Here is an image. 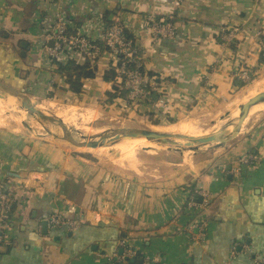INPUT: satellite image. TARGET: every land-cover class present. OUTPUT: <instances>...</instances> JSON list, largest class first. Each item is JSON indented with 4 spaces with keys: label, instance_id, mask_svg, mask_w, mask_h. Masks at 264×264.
Listing matches in <instances>:
<instances>
[{
    "label": "crops",
    "instance_id": "crops-1",
    "mask_svg": "<svg viewBox=\"0 0 264 264\" xmlns=\"http://www.w3.org/2000/svg\"><path fill=\"white\" fill-rule=\"evenodd\" d=\"M151 15L172 18L174 37L153 39L146 28ZM58 17L73 35L84 30L94 42H102L106 22L128 30L145 70L160 82L156 96L136 108L119 98L108 102L112 82L103 76L114 66L108 51L96 61L95 76L82 80L81 93L70 92L43 44ZM232 28L234 38L225 42ZM262 31L264 0H0V82L37 98L105 102L162 126L222 103L245 84L242 71L264 72ZM72 60L85 62L79 54ZM247 155L257 162L242 163ZM117 171L0 132V178L27 187L12 206L0 264H264V117L179 179L146 181ZM53 214L81 225L52 228L46 220ZM198 223L205 236L195 243ZM121 241L135 255L117 262Z\"/></svg>",
    "mask_w": 264,
    "mask_h": 264
},
{
    "label": "built area",
    "instance_id": "built-area-1",
    "mask_svg": "<svg viewBox=\"0 0 264 264\" xmlns=\"http://www.w3.org/2000/svg\"><path fill=\"white\" fill-rule=\"evenodd\" d=\"M67 28H69L68 23L62 17H58L54 24L45 29L43 33V44L53 43L52 47H46V60L50 66H55L56 62L65 64L72 60L76 54L81 55L84 59L93 60L99 58L102 53L100 46L91 41L84 30L81 34L70 35ZM122 28L120 25L113 24L104 33L102 41L113 57L114 83L120 91L126 92V96L123 99L125 105L136 108L149 101L151 95L159 90L160 82L155 75H149L145 70L140 47L135 40H127L123 36ZM146 28L150 36L156 40L171 39L176 33L173 23L164 19H156L152 15L147 18ZM236 31V28L228 31L224 36V41H232ZM260 35L264 36V31ZM261 47L264 52V41ZM139 51L140 55H138ZM239 77L242 80H247L248 73L242 71ZM82 87H84L83 83ZM241 162L253 165L257 162V159L253 155H247L241 159ZM25 188H27L25 183L14 187L10 182L0 178V243L6 241L4 230L9 223L12 206L19 197L20 191H24ZM196 194L205 196L202 191H198ZM192 204L194 202L190 205ZM46 222L52 228L65 227L68 230H75L81 225L80 220L64 218L60 214L51 215ZM203 225L198 223L192 227L193 229H200L199 232L193 235V242L197 243L203 240L205 236ZM120 245L122 253L120 256L115 257L117 262L129 259L135 255V252L127 245L126 241H121Z\"/></svg>",
    "mask_w": 264,
    "mask_h": 264
},
{
    "label": "bare ground",
    "instance_id": "bare-ground-1",
    "mask_svg": "<svg viewBox=\"0 0 264 264\" xmlns=\"http://www.w3.org/2000/svg\"><path fill=\"white\" fill-rule=\"evenodd\" d=\"M257 81V80H256ZM264 92V78L255 82L251 87L245 88L239 95L234 97L229 101L222 110L217 111V113L210 115L209 121L213 122L212 126L208 132L201 133L198 130L199 126H206L204 123H197L191 120H181L176 124L167 126H144V130L137 129H125V128H114L109 129L105 126L96 128L94 124L100 120H111L112 117L107 118L97 109L89 107H78L73 105H60L53 101L44 100L38 109L44 113L51 111L54 115L62 119L65 124H70L75 126L77 129L83 131H95L98 135L105 134L120 141L112 146L101 147L98 149H87L90 154L96 155H108V153H114L119 159H114L112 162L114 165L123 170L131 171L136 173V164L138 163L137 152L143 150L146 156H156L166 153H172L173 151H191L193 154H203L206 152L207 148L205 145L194 143V142H181L175 140V145L167 144H157L155 142H150L145 139H135L136 135L147 131H157L161 133H166L169 135H184L187 137H202L208 133H217L223 128H226L227 132L230 133L233 130V126L237 123L240 111L247 105H254L257 103L261 93ZM12 105H15L14 107ZM18 107V109H17ZM264 109V104H260L258 108L250 113V115L257 113ZM226 113L225 119L221 118L220 122L216 119L221 117V115ZM211 114V113H210ZM113 119V118H112ZM31 120V119H30ZM17 123L20 125L25 124L24 114L22 110H19V106L15 99L10 97L0 98V129H7L11 124ZM50 124V123H49ZM15 125V124H14ZM151 125V124H150ZM25 127L28 130H32L35 133L40 132L42 136H51L55 139L62 140L71 144L70 140L58 135L51 130V128L45 126L42 122L38 120L30 121L29 125ZM17 128V127H16ZM55 128V127H53ZM52 128V129H53ZM127 128V127H126ZM207 128V127H206ZM45 133V134H44ZM44 134V135H43ZM72 145V144H71Z\"/></svg>",
    "mask_w": 264,
    "mask_h": 264
},
{
    "label": "rangeland",
    "instance_id": "rangeland-1",
    "mask_svg": "<svg viewBox=\"0 0 264 264\" xmlns=\"http://www.w3.org/2000/svg\"><path fill=\"white\" fill-rule=\"evenodd\" d=\"M264 78V72L258 73L256 75L248 76V79L245 80V84L241 89L238 91L232 93L228 98H226L222 103L218 105H213L211 107H207L203 110H197L195 112H192L190 114L184 115L179 119H176L172 123H168L167 125L176 124L181 120H191L197 123H204L207 124L206 126H199L198 130L201 131V133L208 132L209 129L212 127L210 126L213 124V122L209 121V116L212 114L217 113V111L222 110L224 106L231 101L234 97L239 95L242 91L247 89L248 87H251L255 82L261 80ZM257 80V81H256ZM51 98V99H49ZM47 98H36L34 100V104L38 105L39 103L43 102L44 100L47 101H53L56 104L60 105H73L78 107H89L93 109H97L102 114H104L107 118L112 117L111 120H100L97 121L94 124V127L100 128V127H107V128H125V129H137V130H144V126H152L148 122L143 119V117H140L138 114H134L131 112H128V115L125 114V112L119 111L118 109L114 110V108H110V105L107 103L99 102L97 104H93L92 102L89 103H69V102H63L59 99H52V97ZM13 107L15 105H12ZM18 109V107H17ZM20 110V108H19ZM51 113V111H49ZM24 114V120L25 124L20 125L17 123H12L7 129H0L1 133H8V134H15V135H21L23 138H26L30 141L39 142L41 145H45L50 148L54 149H61L63 151H66L77 158H83L87 160H91L93 163L98 164L99 166H105L109 170L118 172L117 168L114 163L112 162L114 159H119L118 156H115L114 153L108 155H96V154H90L88 153L85 148H79L75 147L67 142H64L62 140L55 139L51 136H42L40 135V132L35 133L32 130H28L26 126L29 125L30 121L38 120L42 122L45 126L51 128V130H54L55 133H57L60 136H63L62 131L59 127L53 124L46 123L44 121H41L34 115H30L24 111H22ZM211 113V114H210ZM130 114V115H129ZM226 113L223 112L221 117H218L217 122L223 121L225 119ZM223 118V120H220ZM31 119V120H30ZM197 120V121H196ZM162 125V124H161ZM165 123L162 126H167ZM68 128L71 130L72 137L75 139V141L79 142L81 141V136H96L98 135L95 131H83L80 129H77L75 126L68 124ZM17 127V128H16ZM55 127V128H53ZM127 127V128H126ZM207 127V128H206ZM53 128V129H52ZM45 134V133H44ZM43 134V135H44ZM182 142V141H181ZM57 143V144H54ZM207 148L205 149L206 152L203 154H193L191 151H173L171 154L166 153L162 155H156V156H146L144 151H138V163L136 164V173L127 170L120 169L122 171H126L127 173H130L134 176L135 179H141L146 181H170L171 179H179L184 175H189L190 172L194 173L199 167H202L203 165L207 164L209 161H211L212 158H214L217 154L222 152L225 148H218L214 145H205ZM194 161V162H192ZM192 162V164L187 165L188 163ZM117 168V169H116ZM121 174L120 172H118ZM123 174V173H122ZM124 175V174H123ZM127 176V175H126Z\"/></svg>",
    "mask_w": 264,
    "mask_h": 264
},
{
    "label": "water",
    "instance_id": "water-1",
    "mask_svg": "<svg viewBox=\"0 0 264 264\" xmlns=\"http://www.w3.org/2000/svg\"><path fill=\"white\" fill-rule=\"evenodd\" d=\"M53 43L49 42L48 46L52 47ZM10 97L16 100L19 108L30 114L34 115L41 121L46 123H50L56 125L60 128L65 138L70 140L71 144L75 147L79 148H87V149H98L101 147L112 146L117 144L120 140L114 137L100 134L96 136H81V141L77 142L72 137L71 130L68 128L69 126L65 124L62 119L57 118L54 113H50L49 111L44 113L38 106L34 104V100H36V96L31 94L22 92L17 90L14 87L6 85L0 82V98ZM260 104H264V92L261 93L258 101L254 105L245 106L239 113V118L237 123L233 126V130L228 133L226 128L221 129L217 133H208L202 137H187L184 135H169L166 133H161L157 131H147L137 134L135 139H145L150 142H155L157 144H167V145H175L178 144L175 140L183 141V142H194L202 145H214L218 148H227L232 143L237 141L240 137H242L248 129H250L256 122H258L262 117H264V109L250 115V113L254 110V108H258Z\"/></svg>",
    "mask_w": 264,
    "mask_h": 264
},
{
    "label": "trees",
    "instance_id": "trees-1",
    "mask_svg": "<svg viewBox=\"0 0 264 264\" xmlns=\"http://www.w3.org/2000/svg\"><path fill=\"white\" fill-rule=\"evenodd\" d=\"M157 19V18H156ZM159 19V18H158ZM167 22H171L174 23L172 18H165L164 19ZM112 22H106V30L109 29L112 26ZM105 30V32H106ZM68 34L73 35L74 31H71L69 28H67ZM122 34L123 36L127 39V40H131L134 41L135 38L134 36L128 31L122 28ZM264 41V37L262 39ZM96 44H98L101 48V51H107V47L105 46V43L102 42H95ZM139 49V48H138ZM140 50V49H139ZM140 51L138 52V55H140ZM98 60V58L96 59H89V58H85V62L80 65L77 64L75 61L73 60H69L68 62H66L65 64L62 63H55V72L61 76L62 78H64L67 86H68V90L74 94H80L81 90H82V80L83 79H89V78H93L96 74V61ZM261 61L264 62V52L262 51V57H261ZM149 75H151V73L148 72ZM114 76H115V72H114V67H110L108 68V70L104 73V80L108 81V82H112V91L108 92L106 94L107 96V100L108 102H113L114 99H124L126 96V92L125 91H120L118 89V86L114 83ZM244 84L239 83V86H243ZM152 96H156L154 94H152ZM146 103V102H145ZM149 122L154 124V125H158L160 124V121L157 118H153L152 115H150L149 117ZM169 123H172V119H168Z\"/></svg>",
    "mask_w": 264,
    "mask_h": 264
}]
</instances>
